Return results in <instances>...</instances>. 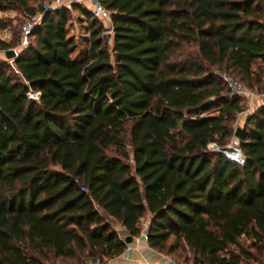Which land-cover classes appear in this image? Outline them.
Masks as SVG:
<instances>
[{
	"label": "trees",
	"instance_id": "trees-1",
	"mask_svg": "<svg viewBox=\"0 0 264 264\" xmlns=\"http://www.w3.org/2000/svg\"><path fill=\"white\" fill-rule=\"evenodd\" d=\"M41 1L0 0V12L29 17ZM98 1L110 44L73 5L83 48L57 9L0 59V264H104L126 247L108 220L131 240L144 216L147 247L176 263L259 262L264 105L238 128L244 164L227 160L244 100L226 99L218 73L264 93V0ZM2 30L0 51L15 48L18 29Z\"/></svg>",
	"mask_w": 264,
	"mask_h": 264
},
{
	"label": "built area",
	"instance_id": "built-area-1",
	"mask_svg": "<svg viewBox=\"0 0 264 264\" xmlns=\"http://www.w3.org/2000/svg\"><path fill=\"white\" fill-rule=\"evenodd\" d=\"M73 5H83L87 8L92 18H95L101 22L106 21L110 23V14L107 10L103 8V6L99 3L98 0H43L41 3V12L25 17L23 22L18 27V43L17 46L11 50L14 52L22 51L28 42V36L33 28L39 23L42 15L47 11L57 10L61 7H69ZM8 34L2 33L0 34V40H7ZM218 77L226 86V99L231 100L235 98H240L244 100L247 108L254 104L255 100L263 97V94H256L250 90L244 88L241 84H239L233 77L225 72H219ZM25 97L29 100L36 101L38 99V93L32 90H27L25 93ZM235 144V138L232 136L230 139ZM211 149H216L213 144H209L207 146ZM222 155L229 161L243 165L244 160L239 154L238 150L235 147H230L228 149H222ZM81 191H84L83 187H80ZM145 230L146 226L140 231V237L145 239ZM173 264H178L175 261L171 260ZM82 264H100L97 259L93 261H87ZM264 264V263H263Z\"/></svg>",
	"mask_w": 264,
	"mask_h": 264
},
{
	"label": "rangeland",
	"instance_id": "rangeland-1",
	"mask_svg": "<svg viewBox=\"0 0 264 264\" xmlns=\"http://www.w3.org/2000/svg\"><path fill=\"white\" fill-rule=\"evenodd\" d=\"M42 1H41V3H42ZM60 9H65L67 12V16H68L67 33L73 35V37L78 41V47L79 48H83L84 42H85L86 38L88 37V31H87V26H86L87 25L86 16L81 11L84 8H82L80 6H76V7L69 6V7H61ZM7 16H12V17L8 18ZM24 18H25L24 16H22L21 14H19L18 12H15V11L7 12V13H5L4 16L0 17V19H5L8 21L10 20L11 26L14 28V30L18 29L20 24L23 22ZM101 25L104 28L103 34L104 35L107 33L109 34L110 33V23L103 21L101 23ZM72 57L75 58L76 53H74V55ZM0 59H3L2 51H0ZM262 66H264V64H262ZM262 105H264V98L263 97L258 98L257 101L254 102V104H252V106H250L249 108H247L245 102H243L242 103L243 111L235 116V120H234V123L232 125V129L235 130L236 128H240L242 126V125H240V123L242 122V119H244V117L249 115L254 109H256ZM234 146H235V144L233 145L232 141L230 140L227 144L226 149H228L230 147H234ZM207 149L213 150V149L208 148V147H207ZM146 220H147V217L144 216L139 221V226H140L141 230L143 229L144 225H146ZM238 244L242 247L247 248L249 245V241L246 240L245 238L241 237L238 239ZM99 263L103 264L102 261H99ZM177 263L182 264L181 262H177ZM263 263H264V257H261L259 262L252 263V264H263ZM55 264H58V263H55Z\"/></svg>",
	"mask_w": 264,
	"mask_h": 264
},
{
	"label": "crops",
	"instance_id": "crops-1",
	"mask_svg": "<svg viewBox=\"0 0 264 264\" xmlns=\"http://www.w3.org/2000/svg\"><path fill=\"white\" fill-rule=\"evenodd\" d=\"M5 13L7 12H0V17L4 16ZM7 17L11 18L12 16H7ZM2 33H7L9 37L8 30L0 31V34ZM110 41H111V32L109 33V38L107 39L108 44H110ZM19 52L20 51H17L15 53L17 54ZM256 101L257 99L255 100V102ZM244 119H242L240 125H242ZM108 221L111 227L117 232L119 238L125 239L126 234L123 228L110 220ZM146 225H147V220H146ZM105 264H173V262L170 261V258L161 255L153 251L152 249L148 248L145 243V239L141 238L139 235L137 238L131 239L129 243H126L125 250L119 256L107 260Z\"/></svg>",
	"mask_w": 264,
	"mask_h": 264
},
{
	"label": "water",
	"instance_id": "water-1",
	"mask_svg": "<svg viewBox=\"0 0 264 264\" xmlns=\"http://www.w3.org/2000/svg\"><path fill=\"white\" fill-rule=\"evenodd\" d=\"M105 38H106V39L109 38V34H108V33L105 34ZM19 54H20V52L16 54V53H15L13 50H11V49H8V50H5V51L2 52V56H3V58L6 59V60H13V59H15ZM234 131H235V132L233 133L232 136L236 139L238 128H236ZM219 153L222 154V150H220ZM124 242H125V243H129V242H130V239H129V238H125V239H124Z\"/></svg>",
	"mask_w": 264,
	"mask_h": 264
}]
</instances>
